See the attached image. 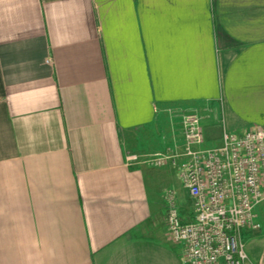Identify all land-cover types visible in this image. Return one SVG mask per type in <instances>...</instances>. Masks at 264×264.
Listing matches in <instances>:
<instances>
[{
	"label": "crops",
	"instance_id": "crops-1",
	"mask_svg": "<svg viewBox=\"0 0 264 264\" xmlns=\"http://www.w3.org/2000/svg\"><path fill=\"white\" fill-rule=\"evenodd\" d=\"M192 110L203 148L264 129V0H0V264H182L127 157Z\"/></svg>",
	"mask_w": 264,
	"mask_h": 264
},
{
	"label": "built area",
	"instance_id": "built-area-1",
	"mask_svg": "<svg viewBox=\"0 0 264 264\" xmlns=\"http://www.w3.org/2000/svg\"><path fill=\"white\" fill-rule=\"evenodd\" d=\"M200 119L193 110L183 114L180 150L148 161L159 167L177 159L191 202L192 217L183 220L172 190L163 194L166 236L181 245L182 264H246L241 235L260 229L257 207L264 202V129L223 132L218 146L203 148Z\"/></svg>",
	"mask_w": 264,
	"mask_h": 264
},
{
	"label": "rangeland",
	"instance_id": "rangeland-1",
	"mask_svg": "<svg viewBox=\"0 0 264 264\" xmlns=\"http://www.w3.org/2000/svg\"><path fill=\"white\" fill-rule=\"evenodd\" d=\"M174 149L178 151L176 146L173 148L169 147V149L159 151L156 154L170 153L174 151ZM156 154L149 155L145 159L136 156V158L131 161L139 162L141 160H144L148 162L149 159L153 158V156H155ZM148 163L151 164L150 162ZM150 166L152 167V165ZM154 167L158 169H163L166 167L170 168L169 172L165 175V177L160 179L158 189L162 192L161 196H163V194L168 190H172L174 196L176 197V205L179 208V210L182 211L188 209L190 207L189 205L190 202L188 197L186 196L185 189L182 187L177 167L170 166L169 161H166L162 166L159 167L154 166ZM260 221H261V227L259 230L249 231L244 235L246 237L243 236V238L241 239L244 243L248 255V261L246 264H262L263 262L262 253L264 251V240L262 242H257L258 239H256V236H261V237L264 236V219Z\"/></svg>",
	"mask_w": 264,
	"mask_h": 264
}]
</instances>
